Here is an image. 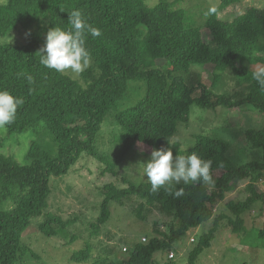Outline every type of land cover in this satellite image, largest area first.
<instances>
[{"label":"trees","instance_id":"trees-1","mask_svg":"<svg viewBox=\"0 0 264 264\" xmlns=\"http://www.w3.org/2000/svg\"><path fill=\"white\" fill-rule=\"evenodd\" d=\"M148 0H3L0 3V40L18 28L29 32L24 45L0 42V90L21 97L15 121L6 126L8 136L25 134L33 126L44 123L45 131L58 144L52 156L39 141H33L25 154V164L0 151V264H20L30 250L22 237L31 220L43 217L39 231L56 237L73 221L47 213L51 196V177L66 176L86 153L106 165L103 174L117 175L116 169L132 152L151 154L153 149L171 147L173 156L197 152L213 161V187L181 185L184 195L176 198L161 189L153 193L146 182L128 184L125 189L115 185L104 187L101 215L91 225L98 235L111 217L109 205L123 204L138 198L140 208L155 206L161 213L174 216L169 232L138 242L125 258L109 264H153L157 252L172 248L192 229L208 225L188 255V264H197L200 256L211 248L222 222L227 220L232 232H247L243 215L258 203H264V192L258 184L264 179V157L261 163L236 166L227 157L229 143L198 135L193 148L182 150L173 142L179 124L187 125L193 106L203 109L224 107L243 111L252 106L264 115V90L253 79V73L264 67V8L250 7L233 21H223L219 13L242 0H221L204 28L192 24L184 10L175 8L182 1L160 0L155 7ZM73 10H79L85 22L100 35L86 33L85 46L92 56L89 69L79 80L44 68L36 53L44 46L43 37L56 26L67 29ZM206 30L209 40L205 39ZM213 65L220 72L230 71L246 93L236 99L227 93H215L192 76L193 65ZM32 76V81L27 80ZM221 77L214 78V87ZM142 82L145 95L136 104L115 114L122 145L111 159L95 146L105 118L112 108L130 99V84ZM219 86V85H218ZM196 91L200 96L193 97ZM247 142L253 149H262L264 129H249ZM5 141L0 136V150ZM241 182H247L248 196L241 201L227 200ZM225 204L230 213L215 216L217 207ZM216 210V211H215ZM211 224V225H210ZM158 231V229H157ZM264 240V228L259 232ZM92 246L75 252L71 261L87 263Z\"/></svg>","mask_w":264,"mask_h":264},{"label":"rangeland","instance_id":"rangeland-1","mask_svg":"<svg viewBox=\"0 0 264 264\" xmlns=\"http://www.w3.org/2000/svg\"><path fill=\"white\" fill-rule=\"evenodd\" d=\"M2 1L0 0V3ZM159 1L148 0L147 5L155 7ZM167 1L176 3L177 0ZM220 2L221 0H182L175 4V8L184 10L193 21V25L204 28L212 15L210 9H215ZM250 7L264 8V0H242L221 11L219 18L223 21H233ZM29 32L34 30L18 28L0 42L24 45L30 40ZM204 32L205 39L209 40L208 32L206 30ZM47 33L43 35L44 38ZM191 72L195 80H201L208 88H215V93H227L239 99L247 92L245 86L236 83L230 71L220 72L211 64L193 65ZM217 74L221 78L218 80L219 84L214 87V78ZM79 77L75 80H79ZM145 92L144 83H131L130 99L122 101L108 113L95 142L96 148L102 154L111 159L118 154L122 145L118 140L120 128L115 121V114L136 104ZM199 96L200 91L193 94L194 98ZM242 110L237 112L224 107L209 110L195 105L191 109L190 122L187 125L182 123L178 125L173 142L179 144L182 150H188L195 146L198 135H205L228 142L227 157L236 166L261 163L264 157L263 150L251 148L246 133L249 129H264V115L256 112L252 106L246 105ZM0 136L5 141L0 151L14 157L21 164H25V154L33 141H39L52 156H56L58 152V144L53 142L45 131L44 123L33 126L25 134H15L11 137L8 136L6 128H0ZM150 155L132 151L117 167V175L113 176L110 173L103 174L106 165L83 153L66 176L51 177L52 192L46 211L61 216L65 222L73 221L74 224L61 230L56 237H47L38 229L43 217L33 218L22 237L23 246L31 253L23 258L20 264H77L71 261V257L87 243L93 248L92 258L83 264L114 263L130 254L138 242L148 243L152 238L168 233L174 216L161 213L155 206L146 205L142 209L140 207L144 205V201L133 198L125 200L123 204L112 202L109 205L111 210L109 221L101 227L97 236L92 235L91 225L96 223L101 215L104 187L113 184L119 189H125L128 187L127 183L139 186L146 182L133 174H126L125 170L134 171L138 163H146ZM246 186L247 182H241L234 192L228 195L227 200H244L248 196ZM212 187L210 184V188ZM257 187L259 192H264V179ZM221 213H229L224 203L217 207L215 216ZM243 219L247 232L242 235L234 234L228 221H223L211 248L205 250L197 264H264V240L259 238V232L264 228V203H256L243 215ZM207 231L208 225L190 230L172 248L157 252L153 264H188L190 251ZM171 254H174L173 259L170 258Z\"/></svg>","mask_w":264,"mask_h":264},{"label":"clouds","instance_id":"clouds-1","mask_svg":"<svg viewBox=\"0 0 264 264\" xmlns=\"http://www.w3.org/2000/svg\"><path fill=\"white\" fill-rule=\"evenodd\" d=\"M211 12L216 10L210 9ZM67 29L56 26L50 29L46 35L44 46L36 53L39 63L44 68L56 73L77 79L92 63V56L85 46L86 33L91 36H99V31L87 24L79 10H73L68 20ZM32 76L27 80L32 81ZM253 79L264 90V67L253 73ZM23 99L14 96L8 90H0V128L12 124ZM168 145L173 146L170 137L166 138ZM178 154L174 157L171 147L153 149L149 160L138 163L134 171L126 169V174H133L137 178L145 180L153 193L161 189L179 198L184 195L181 185L214 183L211 159L202 158L197 152L190 154Z\"/></svg>","mask_w":264,"mask_h":264},{"label":"built area","instance_id":"built-area-1","mask_svg":"<svg viewBox=\"0 0 264 264\" xmlns=\"http://www.w3.org/2000/svg\"><path fill=\"white\" fill-rule=\"evenodd\" d=\"M144 240H145V239H144ZM192 240H193V242L195 241L194 239H192ZM170 258L173 259V258H174V254H171V255H170Z\"/></svg>","mask_w":264,"mask_h":264}]
</instances>
